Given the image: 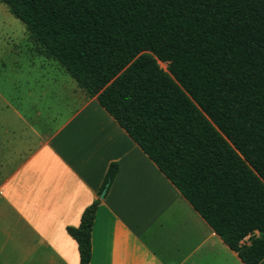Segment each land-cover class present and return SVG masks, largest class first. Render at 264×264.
Masks as SVG:
<instances>
[{
	"label": "trees",
	"instance_id": "1",
	"mask_svg": "<svg viewBox=\"0 0 264 264\" xmlns=\"http://www.w3.org/2000/svg\"><path fill=\"white\" fill-rule=\"evenodd\" d=\"M0 1L244 264H264V0ZM99 204L67 228L79 264Z\"/></svg>",
	"mask_w": 264,
	"mask_h": 264
},
{
	"label": "crops",
	"instance_id": "2",
	"mask_svg": "<svg viewBox=\"0 0 264 264\" xmlns=\"http://www.w3.org/2000/svg\"><path fill=\"white\" fill-rule=\"evenodd\" d=\"M66 95L71 110L9 171L0 153V264H79L67 228L100 199L114 162L90 264H244L96 98L76 84Z\"/></svg>",
	"mask_w": 264,
	"mask_h": 264
},
{
	"label": "rangeland",
	"instance_id": "3",
	"mask_svg": "<svg viewBox=\"0 0 264 264\" xmlns=\"http://www.w3.org/2000/svg\"><path fill=\"white\" fill-rule=\"evenodd\" d=\"M75 84L0 1V153L6 171L44 138L53 120L62 122L71 110L66 93ZM15 109L23 118H14Z\"/></svg>",
	"mask_w": 264,
	"mask_h": 264
},
{
	"label": "water",
	"instance_id": "4",
	"mask_svg": "<svg viewBox=\"0 0 264 264\" xmlns=\"http://www.w3.org/2000/svg\"><path fill=\"white\" fill-rule=\"evenodd\" d=\"M107 193V187L103 189V191L100 194V199H103Z\"/></svg>",
	"mask_w": 264,
	"mask_h": 264
}]
</instances>
